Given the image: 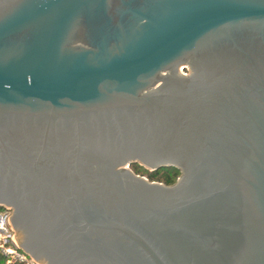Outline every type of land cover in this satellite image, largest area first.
<instances>
[{
	"label": "water",
	"instance_id": "water-1",
	"mask_svg": "<svg viewBox=\"0 0 264 264\" xmlns=\"http://www.w3.org/2000/svg\"><path fill=\"white\" fill-rule=\"evenodd\" d=\"M0 205L44 264H264V0H0Z\"/></svg>",
	"mask_w": 264,
	"mask_h": 264
},
{
	"label": "built area",
	"instance_id": "built-area-1",
	"mask_svg": "<svg viewBox=\"0 0 264 264\" xmlns=\"http://www.w3.org/2000/svg\"><path fill=\"white\" fill-rule=\"evenodd\" d=\"M11 208L0 205V252L12 264H44L28 254L17 242L15 229L11 223Z\"/></svg>",
	"mask_w": 264,
	"mask_h": 264
},
{
	"label": "trees",
	"instance_id": "trees-1",
	"mask_svg": "<svg viewBox=\"0 0 264 264\" xmlns=\"http://www.w3.org/2000/svg\"><path fill=\"white\" fill-rule=\"evenodd\" d=\"M134 165V164H133ZM181 172L175 167H165L155 170L149 175L150 180H157L167 185L174 184ZM0 264H12L7 263L6 257L0 252Z\"/></svg>",
	"mask_w": 264,
	"mask_h": 264
},
{
	"label": "rangeland",
	"instance_id": "rangeland-1",
	"mask_svg": "<svg viewBox=\"0 0 264 264\" xmlns=\"http://www.w3.org/2000/svg\"><path fill=\"white\" fill-rule=\"evenodd\" d=\"M130 169H131L134 173H136L137 175H140V176H143V177H145V178H148L149 180H150L149 175H150L151 173L154 172L153 170H150V169H148L147 167L142 166V165H139V164L131 165V166H130ZM180 175H181V174H180ZM179 177H180V176H179ZM179 177H178V178H179ZM178 178H177V179H178ZM150 181L160 182V181H157V180H150ZM160 183H163V182H160Z\"/></svg>",
	"mask_w": 264,
	"mask_h": 264
},
{
	"label": "flooded vegetation",
	"instance_id": "flooded-vegetation-1",
	"mask_svg": "<svg viewBox=\"0 0 264 264\" xmlns=\"http://www.w3.org/2000/svg\"><path fill=\"white\" fill-rule=\"evenodd\" d=\"M11 211H12V215H13V210L11 209Z\"/></svg>",
	"mask_w": 264,
	"mask_h": 264
}]
</instances>
